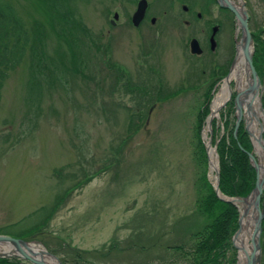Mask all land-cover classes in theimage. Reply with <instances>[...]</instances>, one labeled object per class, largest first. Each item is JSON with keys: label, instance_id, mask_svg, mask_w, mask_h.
<instances>
[{"label": "rangeland", "instance_id": "374dc122", "mask_svg": "<svg viewBox=\"0 0 264 264\" xmlns=\"http://www.w3.org/2000/svg\"><path fill=\"white\" fill-rule=\"evenodd\" d=\"M138 1L0 0V33L22 28L28 38L23 59L0 84V230L43 223L60 202L29 241L59 261L72 259L68 247L91 251L86 264L174 258L164 246L183 244L203 222L196 214L197 112L207 111L199 136L211 184L217 178L206 142L214 148L224 135L220 113L235 125L231 101L203 136L213 93L235 60L233 15L217 0H146L145 20L134 28ZM241 1L252 33L264 41V0ZM191 39L200 56L190 53ZM14 41L9 35V47ZM158 88L170 95L158 100ZM258 94L264 140V83ZM254 153L264 165V154ZM113 242L117 248L104 256Z\"/></svg>", "mask_w": 264, "mask_h": 264}, {"label": "trees", "instance_id": "16d2710c", "mask_svg": "<svg viewBox=\"0 0 264 264\" xmlns=\"http://www.w3.org/2000/svg\"><path fill=\"white\" fill-rule=\"evenodd\" d=\"M62 4V0H60ZM57 6V2H54ZM57 15L64 20H69L65 9L57 10ZM61 24V21L59 20ZM69 26L68 24H66ZM251 30V29H250ZM9 35L14 37L15 41L12 47H9ZM254 42L253 66L261 80L264 83V41L254 35L251 31ZM28 43L26 33L22 28L12 30L11 32L0 33V84L7 79L8 71L13 70L23 59ZM225 75V71L222 73ZM161 88L156 92L158 100L165 99L170 95L160 94ZM224 135L216 145L218 158V190L226 198H245L249 196L255 187L256 173L252 167L248 153L253 151V146L243 123L240 124L236 136L233 135L234 123L231 125L228 120L223 121ZM207 116V111L197 112L194 137L196 138L194 147V157L198 159V166L202 169L198 180L196 214L203 219L191 226L189 237L183 244L165 245L166 257L174 256L164 264H236L235 248L232 245V237L238 230L239 212L238 209L227 201L219 199L214 191L212 184L207 178V156L205 148L200 140L199 133L203 126V121ZM60 205V202L54 204L43 223L21 230L17 233H9L0 230V235L14 236L27 241H31L37 232L52 218L54 212ZM176 224L173 225L175 227ZM6 229V228H5ZM264 233V219L262 221V235ZM158 242L160 236H155ZM117 248L113 242L107 249L104 256ZM72 259L64 256L60 257L61 264H86L89 250H80L69 248ZM56 254V253H55ZM0 264H28L15 258H0Z\"/></svg>", "mask_w": 264, "mask_h": 264}, {"label": "bare ground", "instance_id": "6f19581e", "mask_svg": "<svg viewBox=\"0 0 264 264\" xmlns=\"http://www.w3.org/2000/svg\"><path fill=\"white\" fill-rule=\"evenodd\" d=\"M233 7L241 14L243 12L241 0H227ZM237 34L238 41L236 44V56L235 60L232 63L227 76L220 81L216 87L215 92L213 93V98L210 103V115L207 118L206 127L203 131V136L210 132L211 123L214 118L218 117L220 111L226 107L229 102H234L236 114H241L250 127V132L252 135L254 151L256 153L261 152L260 144L258 143L259 132H263V129L257 128V124L260 126V119L262 114L257 107L259 102V92L254 93L250 91L252 86V77L249 73L246 62L244 60L242 47L243 40L240 34V29L237 25ZM237 97V99H236ZM237 100V102H236ZM262 127V126H261ZM206 138V137H205ZM263 140L261 144H263ZM207 147L209 148L208 152V164L209 172H215L217 169V157L215 155L214 148H210L209 142H206ZM258 168L260 175L263 172L264 165L258 162ZM215 185V183H214ZM235 204L238 207L240 215V230L234 238V245L238 250V263L237 264H246L247 260L252 254V230L253 223L255 220V213L253 209V196H250L246 200L236 199ZM30 248L33 252L37 253V258L45 261L47 264H56L55 260L51 257H48L41 252L44 248L39 244H31ZM4 250V251H2ZM12 248L8 245L0 249V252H12Z\"/></svg>", "mask_w": 264, "mask_h": 264}, {"label": "water", "instance_id": "95a60500", "mask_svg": "<svg viewBox=\"0 0 264 264\" xmlns=\"http://www.w3.org/2000/svg\"><path fill=\"white\" fill-rule=\"evenodd\" d=\"M219 7L227 9L229 12H231L235 18V22L238 25L240 32H241V37L243 40V47H242V52L244 56V60L246 62L247 69L249 73L251 74L252 77V86L250 87V91H253L254 93L258 92L259 86H260V80L259 77L255 71V68L253 66V40L251 37V33L248 27V15L247 12L243 9V12L240 14L234 7L231 5L227 0H217ZM147 1L146 0H139L136 6V10L132 15L131 18V23L134 27H138L143 20L145 16V12L147 9ZM242 8H244V5H242ZM183 10H186V8H183ZM198 17L200 15L198 14ZM117 18V14L114 15V19ZM155 19H151V24H154ZM218 31V27L215 26L212 28V32L209 38V43H210V50L213 51L216 46L215 42V35ZM189 49L190 53L192 55L200 56L202 53V50L199 46V43L197 40L192 39L189 43ZM237 99V97H236ZM237 102V100H236ZM242 121V115L241 114H236V121H235V127H234V136L236 135L239 125ZM248 124H245V129L248 131ZM262 133L261 131L259 132L258 135V143L260 144V148L262 152L264 153V142H262ZM248 157L250 160V163L252 167L255 170L256 173V183L255 187L252 190V192L249 194L248 197L246 198H234V199H228L226 201L230 202L231 204L235 205V200L240 199V200H246L250 196H253V209L255 213V220L253 223V230H252V237H251V244H252V254L250 258L247 260L246 264H259L260 263V258H261V232H262V221L264 219V197L262 199V194L264 190V169L262 174L260 175L259 168H258V162L252 153H248ZM216 185H215V192H218L217 189V183H218V171H216ZM222 199V198H221ZM223 200V199H222ZM239 228L237 232L234 234L232 241L236 237L237 233L240 230V217L238 220ZM31 244H39L35 242H27L25 240L17 239V238H12L9 236H2L0 235V246H6L8 245L10 248H12V252H0V258H17L21 259L25 262H28L29 264H47L45 261L40 260L37 258V253L33 252L30 248ZM40 245V244H39ZM42 246V245H41ZM44 255L51 257L55 260L56 264H61L60 261L57 259L56 256L52 255L51 253L42 250Z\"/></svg>", "mask_w": 264, "mask_h": 264}]
</instances>
